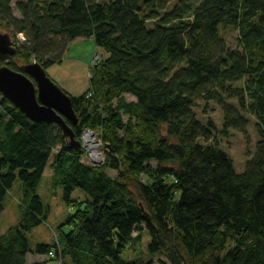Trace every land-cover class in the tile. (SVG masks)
<instances>
[{
  "label": "trees",
  "instance_id": "obj_1",
  "mask_svg": "<svg viewBox=\"0 0 264 264\" xmlns=\"http://www.w3.org/2000/svg\"><path fill=\"white\" fill-rule=\"evenodd\" d=\"M11 28L17 54L0 53V65L16 71L61 64L82 38L105 52L83 94L64 91L79 117L67 124L80 141L95 131L106 160L85 163L61 127L34 122L0 92V214L18 176L25 194L20 223L0 233V264H49L28 255L50 253L58 264H153L124 257L145 229L157 264H264V0H0V31ZM215 100L221 129L194 110ZM244 112L259 141L238 173L218 133L248 135ZM52 156L72 212L57 242L32 249ZM77 187L85 202L73 199Z\"/></svg>",
  "mask_w": 264,
  "mask_h": 264
},
{
  "label": "rangeland",
  "instance_id": "obj_2",
  "mask_svg": "<svg viewBox=\"0 0 264 264\" xmlns=\"http://www.w3.org/2000/svg\"><path fill=\"white\" fill-rule=\"evenodd\" d=\"M13 9L14 14L20 18V12L15 8ZM13 31L14 30L11 28L1 32H10L12 41H14L15 44L16 41L12 36ZM237 37L238 32L236 31L227 35V43L231 48L238 46ZM16 38L20 41V43H24L27 40V36L24 33H18ZM104 55L105 52L96 47L93 38L78 39L71 43L69 51L62 60L63 62H61V64L56 63L51 65L47 68L46 73H48L49 77H51V79L66 92L72 96H79L89 88V80L93 73L91 69L95 64L102 60ZM35 60V57H32L31 62ZM19 63L22 66L25 64L22 61H19ZM235 84L236 86H239L240 82ZM127 99L134 100L135 98L131 94H128ZM230 102L235 107L238 106V102L236 100H231ZM194 110H196L197 117L202 123L206 124L208 119L212 118L218 129L223 127V110L216 100L201 102L200 105L194 106ZM244 115L250 119V123L247 128L248 135H245L235 129H230L231 133L228 137L218 133L219 146L230 154L233 159L235 170L238 173H241L245 169L247 163L246 161L256 153L255 148L257 142L259 141L257 129H255L256 118L247 112H244ZM86 133H90V135L93 136L94 141L89 143H92L95 147L97 154L101 156V160L95 161L92 158V148L89 147L90 144L88 145V143L85 142L84 136ZM81 141L83 142V148L86 151V154L83 157L85 163L91 162L98 165L105 162L106 157L104 155L102 142L95 131L86 129L82 135ZM53 161L52 156L49 164L44 170L45 172L41 180V184L37 188V193L40 196L42 204L45 206L47 218L45 221L35 226V228L31 231L27 232V237L30 241V248L32 249H35L38 244L47 245L57 242L59 224L66 221L68 213L72 212V209L69 208L64 201V187L58 179L59 177L57 172L52 168ZM107 172L109 176H117L116 170L109 169ZM13 184L14 185L7 193L4 205L5 209L0 214V233H3L13 225L19 224L22 219L21 206L25 200V194H23V183H21L19 176ZM73 192V199H79L85 202L89 198L87 193L78 187ZM140 232L142 234L143 230H140ZM144 232L145 233L142 239L132 243L126 248L124 251V257L126 260H138L143 262L153 261V264H157L158 259L163 256H160L159 254L154 255L149 252L148 246L150 244V234L146 229ZM28 259L30 263L52 260L49 264H58V262L55 261L57 259L52 254H48L47 256L29 254Z\"/></svg>",
  "mask_w": 264,
  "mask_h": 264
},
{
  "label": "water",
  "instance_id": "obj_3",
  "mask_svg": "<svg viewBox=\"0 0 264 264\" xmlns=\"http://www.w3.org/2000/svg\"><path fill=\"white\" fill-rule=\"evenodd\" d=\"M16 50L10 33L0 31V53L15 56ZM23 70L16 71L7 64L0 65L2 95L34 122L56 123L63 135L70 139L71 148H83V142L75 137L66 121H79L70 95L49 77L40 62L28 63Z\"/></svg>",
  "mask_w": 264,
  "mask_h": 264
},
{
  "label": "bare ground",
  "instance_id": "obj_4",
  "mask_svg": "<svg viewBox=\"0 0 264 264\" xmlns=\"http://www.w3.org/2000/svg\"><path fill=\"white\" fill-rule=\"evenodd\" d=\"M85 137V142L88 143L89 147L92 148V158L95 160V161H98V160H101V156L99 154H97V151L95 149V147L92 145V143H89V142H93V136H91L90 134L86 133V135L84 136Z\"/></svg>",
  "mask_w": 264,
  "mask_h": 264
},
{
  "label": "built area",
  "instance_id": "obj_5",
  "mask_svg": "<svg viewBox=\"0 0 264 264\" xmlns=\"http://www.w3.org/2000/svg\"><path fill=\"white\" fill-rule=\"evenodd\" d=\"M90 134V133H89ZM50 254H52L53 255V253H50Z\"/></svg>",
  "mask_w": 264,
  "mask_h": 264
}]
</instances>
